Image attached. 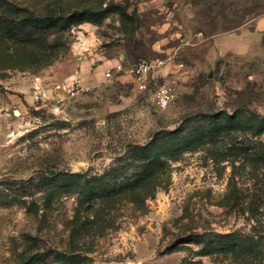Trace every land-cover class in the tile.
<instances>
[{"label":"rangeland","instance_id":"obj_1","mask_svg":"<svg viewBox=\"0 0 264 264\" xmlns=\"http://www.w3.org/2000/svg\"><path fill=\"white\" fill-rule=\"evenodd\" d=\"M7 1L33 10L54 2L82 4ZM113 1L126 6L133 20L112 14L98 25L72 26L54 64L0 70V200H11L0 203V264H27L35 251L73 253L66 222L77 201L62 197L42 218L46 189L29 183L39 173L103 174L128 163L132 148L146 145L156 133L189 128L204 113L245 109L264 116V42L250 60H217L208 66L211 43L219 53L223 37L263 18L264 0ZM157 59L165 61L156 73L159 81L172 75L179 79L177 97L167 109L157 107L153 88L136 91L127 73L104 77L114 62L129 67ZM83 65L89 85L80 77ZM36 78L50 93L53 85L74 80L81 89L62 93L65 101L40 104L34 102ZM166 164L162 185L145 209L124 203L115 227L95 238L91 252H79L90 259L87 264H233L231 258L201 256L196 242L179 244L192 235L249 232L254 222L223 204L229 164L218 169L207 147ZM33 202L40 206L39 216L28 212Z\"/></svg>","mask_w":264,"mask_h":264},{"label":"trees","instance_id":"obj_2","mask_svg":"<svg viewBox=\"0 0 264 264\" xmlns=\"http://www.w3.org/2000/svg\"><path fill=\"white\" fill-rule=\"evenodd\" d=\"M81 1L67 7L54 2L45 10H33L0 0V70L54 64L67 44L65 32L72 26L98 25L112 14L133 20L126 6L113 0L105 5L101 0ZM200 118L189 128L156 133L146 145L132 148L128 163L113 165L103 174L39 173L29 183L36 190L46 189L42 218L62 197L77 201L74 215L66 222L73 253L35 251L27 264H87L90 259L79 252H91L95 238L115 227L121 205L131 203L135 210L145 209L146 200L162 185L168 171L166 161L201 147H207L218 169H225L220 167L223 163L231 168L225 208L254 223L248 233H204L180 239L179 244L196 242L201 256L231 258L233 264H264V116L239 109L204 113ZM3 202L11 200L1 197ZM28 212L39 216L40 206L33 202Z\"/></svg>","mask_w":264,"mask_h":264},{"label":"built area","instance_id":"obj_3","mask_svg":"<svg viewBox=\"0 0 264 264\" xmlns=\"http://www.w3.org/2000/svg\"><path fill=\"white\" fill-rule=\"evenodd\" d=\"M164 65L165 61L161 59L155 61L142 60L131 64L129 67H126L122 61L107 69L104 72V77L111 79L115 74L123 75L127 73L131 77L136 91L143 93L153 88L155 104L159 109H167L177 97L179 79L172 75L159 81L156 73ZM34 89V102L48 104L51 100L65 101L62 93L73 95L81 89V86L77 80H74L72 83L66 85H53L52 92L50 93L48 88H45L43 81L40 78H36Z\"/></svg>","mask_w":264,"mask_h":264},{"label":"crops","instance_id":"obj_4","mask_svg":"<svg viewBox=\"0 0 264 264\" xmlns=\"http://www.w3.org/2000/svg\"><path fill=\"white\" fill-rule=\"evenodd\" d=\"M264 42V17L251 22L250 24L244 26L240 30L227 34L220 40L218 45L219 53H217V47H210L208 53V66H212L217 60H224L227 62H237L241 60H250L253 54L262 49ZM217 44V42H215ZM116 62L112 65L115 66ZM80 77L87 85L91 81H86L84 79V72H87V66L83 65L81 69ZM79 77V76H78Z\"/></svg>","mask_w":264,"mask_h":264},{"label":"water","instance_id":"obj_5","mask_svg":"<svg viewBox=\"0 0 264 264\" xmlns=\"http://www.w3.org/2000/svg\"><path fill=\"white\" fill-rule=\"evenodd\" d=\"M123 58H124V57H123ZM212 76H213L212 74L209 75L210 78H212Z\"/></svg>","mask_w":264,"mask_h":264}]
</instances>
